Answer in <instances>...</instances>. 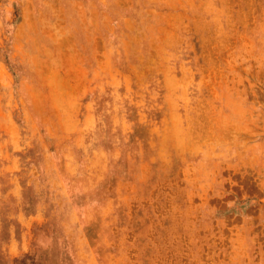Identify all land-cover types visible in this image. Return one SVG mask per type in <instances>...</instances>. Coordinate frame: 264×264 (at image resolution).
Listing matches in <instances>:
<instances>
[{"label": "rangeland", "instance_id": "1", "mask_svg": "<svg viewBox=\"0 0 264 264\" xmlns=\"http://www.w3.org/2000/svg\"><path fill=\"white\" fill-rule=\"evenodd\" d=\"M0 264H264V0H0Z\"/></svg>", "mask_w": 264, "mask_h": 264}, {"label": "bare ground", "instance_id": "2", "mask_svg": "<svg viewBox=\"0 0 264 264\" xmlns=\"http://www.w3.org/2000/svg\"><path fill=\"white\" fill-rule=\"evenodd\" d=\"M173 124V123H172ZM164 132V131H163ZM192 134V133H191ZM175 136V135H174ZM192 146V145H191Z\"/></svg>", "mask_w": 264, "mask_h": 264}]
</instances>
